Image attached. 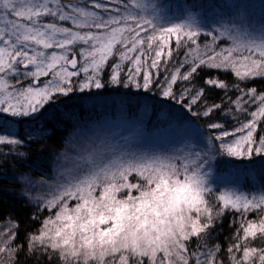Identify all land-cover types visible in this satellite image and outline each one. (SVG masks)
Returning <instances> with one entry per match:
<instances>
[{
  "label": "snow or ice",
  "instance_id": "6c2138e0",
  "mask_svg": "<svg viewBox=\"0 0 264 264\" xmlns=\"http://www.w3.org/2000/svg\"><path fill=\"white\" fill-rule=\"evenodd\" d=\"M109 3L115 6L109 7ZM134 5L140 7L138 0H92L91 6L98 10L93 11L86 0L84 6L67 11L68 6L61 0H0V146H12L7 155L16 160L13 153L17 148L44 137L45 125L56 118L55 112L49 115L44 110L47 105H55L57 96L102 89L106 87L102 80L106 74L108 84L125 89L134 86L151 92L158 88L164 100L197 118L217 112L231 114L237 122L233 129H224L219 122L208 123L219 149L231 157H264V136L260 133L264 93L258 94L255 87L242 88L239 83L229 85L218 77L206 76L205 85L224 92L219 103L209 104L204 99L205 89L192 83L200 71L211 70L230 71L238 81L264 79V28L259 43L250 38L248 43L236 42L234 47L219 51L205 45V51L200 52L199 31L190 27L185 31L184 25L157 29L152 21L137 19ZM45 17L71 21L76 30L46 22ZM205 35L215 42L223 33L209 31ZM173 36L175 51L169 44ZM181 49H187L182 57ZM237 52L241 55L234 58ZM174 56L180 58L174 60ZM9 77L20 87L11 85ZM22 81H28V86ZM177 85L184 86L177 89ZM229 91H235L236 97H228ZM227 103L234 108L225 111ZM237 113L250 118L241 121ZM25 120L38 121L37 129L21 135L19 127H11ZM229 137L233 138L231 142ZM25 155L18 153L19 157ZM208 160L205 153L195 167H189L170 159L148 157L85 174L75 184L52 192L43 205L44 209H59L56 221L67 222L50 234L49 225L56 221L49 217L42 222V230L29 235V245L32 249L39 246L51 250L63 264H218V247L200 253L205 257L201 261L196 253L189 254L188 242L197 238L199 247H205L216 218L229 209H261L264 193L259 198L232 191L221 193L218 201L223 202V208L214 217L213 208L219 204L209 202L211 190L205 183L206 174L199 171ZM124 193L125 198H119ZM70 198L77 201L72 214L66 203ZM243 233V238L237 237V243L228 249L235 253L243 248L242 259L232 256L233 264H255L257 256L259 264H264V247L246 246L257 233L264 236V220L259 225L249 222ZM17 235L16 225L8 233L0 232L5 243ZM7 250L14 254L19 251L10 246ZM5 251L0 247V253Z\"/></svg>",
  "mask_w": 264,
  "mask_h": 264
},
{
  "label": "trees",
  "instance_id": "16d2710c",
  "mask_svg": "<svg viewBox=\"0 0 264 264\" xmlns=\"http://www.w3.org/2000/svg\"><path fill=\"white\" fill-rule=\"evenodd\" d=\"M235 1L246 5L258 0ZM85 2L86 0H61L62 5L68 6L67 11H71L73 7L84 6ZM87 3L89 10L98 11L91 6L92 0H87ZM138 3L140 7L133 6V12L139 14L137 19L142 17L152 21L157 29L175 27L179 24L185 26V31L189 30V27L191 30L199 31L201 33L198 38L200 52L205 51V45L219 51L220 46L223 45L222 42L226 44L232 42L228 37L229 33L244 31L241 25L237 26L231 23L227 8L232 5L228 3V0H138ZM108 6L114 7L115 5L109 3ZM142 6H145L144 10ZM120 10L123 11L122 3ZM43 20L57 23L58 26L73 27V30H76L71 25V21H58L52 17H45ZM247 25L250 26V24ZM209 31H212L213 34L222 32L223 35L219 40L212 42L211 37L205 35ZM169 44L175 51V36L169 38ZM186 50L181 49V57ZM196 54L193 53V55ZM240 55L239 52L234 53V57ZM179 58L173 57L174 60ZM206 76L218 77L229 85L239 83L242 88L255 87L258 94L264 93V79L238 81L230 71H200L192 83L205 89L204 99L209 104L219 103L224 97V92L205 85ZM8 80L14 87H20L11 77ZM102 80L106 83V87L102 89L92 88L84 92H73L67 97L57 96L54 106L47 105L44 111L49 115L55 112L56 118L45 125L46 131L42 139L16 149V152L13 153V155H17L16 160H13L12 155H7L12 146H0V153L5 154L0 155V232L8 233L14 230V225L18 226V235L14 240L9 239L5 243L4 236H0V247L6 249L4 253H0V264H49V261L51 264H63V261L60 262L57 256L50 253L51 250L40 249L39 246L32 249L29 245V235L41 230L42 222L53 217L59 210L44 209L43 207L44 203L51 198L50 186L52 192L58 191L59 187L75 184L85 174L99 171L104 166L119 162L132 163L136 159H143L145 156L138 152L134 153L136 147L133 145H140L139 147L147 150L155 148L156 145H147L151 139L133 144L134 139H139L131 130L134 125L133 121H137L142 126L144 133L153 135H159V130L169 127V118H175L176 115H179V118L190 117L205 133L204 124L208 126L209 121L223 124L224 129H233L237 126V122L232 119L231 114L224 116L217 112L210 117L199 118L187 114L174 102L164 100L158 94V88H153L151 92L138 90L134 86L125 89L121 85L108 84L106 74L103 75ZM22 82L25 87L28 86V81ZM182 86L184 85L176 87L178 89ZM236 95L235 91L228 92L230 98H235ZM225 99L227 100V98ZM142 100L147 101V106L150 107L139 108L138 103ZM106 101H111L114 104H105ZM254 107H258V104L256 106L249 105V108ZM229 108H234V106L227 103L225 111ZM199 110L197 109V111ZM143 111L148 112L141 121ZM237 115H240L241 121L250 118L239 113ZM37 123L38 121L35 120H25L19 125L13 124L11 127L14 130L19 127V132L23 135L28 130L35 131ZM168 130H170L167 131L168 135H174L178 131L176 127L173 129L169 127ZM207 133L210 136V138L207 137L208 144L211 146L210 152L213 153L211 157L215 158L213 171L226 174L229 182L244 195L259 198L260 194L264 193V157L256 156L249 160L245 157L228 156L219 149V142L212 139L210 129L207 130ZM260 133L264 136V124L260 126ZM239 135L240 133H237V137ZM227 139L231 142L233 138ZM254 142H257L255 137ZM162 144H160L161 147ZM19 152H25L26 155L19 157ZM64 157L68 159V163L64 162ZM5 160L7 163L4 162ZM66 166H69V169L62 168ZM211 181L214 180L211 179ZM46 183L50 184L48 188L45 187ZM216 190H219L218 187ZM94 195L98 196L99 193H94ZM208 199L214 206L219 204V207L213 208L212 214L215 217L216 212L223 208V204L218 201V197H211L210 193ZM72 201L76 202L73 198L66 201L68 208L76 207V205H69V202ZM261 220H264V206L251 212L243 210L236 212L229 209L214 220V224L218 221L219 225L213 228L215 231L218 229L216 234L209 236L213 237L212 242L214 241L211 243L209 240V249L215 251L218 247L219 251L215 255L218 264H230L228 263V249L237 243V237L243 238V228L247 227L249 222L259 225ZM9 221L13 223H9ZM262 241H264V236L257 235L255 239L249 238L246 246L253 242L254 247L257 246L259 249L264 247ZM189 243V250L191 251L190 247H192L193 252L196 246L194 239ZM9 246L11 249H18V253L14 254L8 251ZM45 253L47 254L45 255ZM242 253L243 248L232 253V256L237 254L236 258L242 259ZM202 257L204 256L202 255ZM204 259L205 257L202 261ZM255 264H259L258 258H255Z\"/></svg>",
  "mask_w": 264,
  "mask_h": 264
},
{
  "label": "rangeland",
  "instance_id": "374dc122",
  "mask_svg": "<svg viewBox=\"0 0 264 264\" xmlns=\"http://www.w3.org/2000/svg\"><path fill=\"white\" fill-rule=\"evenodd\" d=\"M228 3H231V7H228V16L231 19V23L236 24L237 26H242V29L244 30L243 32H238L231 34L230 37L231 43L226 44L225 42H222V46H220V49H226L230 47H234L236 42H241V43H248L250 38H256V42H260V33L261 29L264 28V0H258L254 3L249 2L250 4H243L241 2L235 1V0H228ZM143 10L145 9V6H142ZM153 15H156L153 13ZM150 18V16H148ZM247 24H250L248 26ZM179 25V24H177ZM172 27V26H170ZM235 58V57H234ZM241 71H244V68L241 67ZM127 102V101H126ZM107 103H113L111 101H106L105 104ZM114 104V103H113ZM128 104V103H127ZM139 108H147L150 107L149 105L147 106V101H140L138 103ZM148 111H143L142 116L140 120L142 121L146 113ZM178 114V113H176ZM125 120V118H124ZM134 125L131 128L133 131V134L137 136L139 139H134L133 144L138 143L139 141H148L147 145H153L155 148L151 150H147L145 148H141L139 146L133 145L136 147V150L134 153L138 152L140 155L145 156L143 159L148 158L150 155L153 157L157 158H164V159H170L172 160L173 163H179V164H186L189 167H195L196 163H199L200 160L205 156V153H208L209 155V160L208 163L205 164V166L202 169H199L200 172L205 173V183L208 187V189L211 190L210 196L211 197H219L221 193H224L226 191H232L237 194H240V190H238L232 183L229 182L227 179V175L222 173V172H214L215 168V158L211 157L213 153H211V146L208 144V138H210L209 134L207 133V130L209 129L207 125L204 124V128L206 133L200 128V126L194 122L190 117L188 118H179V115H176L175 118H169V127H176L177 132L174 135H168L167 131L169 127H167L165 130H159V135L157 134H146L142 131V126L138 124L137 121H133ZM164 133H167L164 135ZM139 142V143H140ZM161 143L162 147H161ZM177 157H175V156ZM65 163H68V159L65 157L63 158ZM137 161V159L135 160ZM134 161V162H135ZM192 163H194L192 165ZM64 169H69V166L62 167ZM214 180V181H211ZM50 184L46 183L45 187L48 188ZM218 187L219 190H216ZM51 186H50V194H51ZM134 195L137 193L133 192ZM126 193L121 194L119 198L123 199L125 198ZM77 202V201H76ZM76 202L74 203L69 202L70 206L76 205ZM220 203L223 204L222 201H219ZM69 214L71 213V208H68ZM53 221H56L55 215L51 217ZM45 221V220H44ZM64 219L60 221H56L52 224L49 225L50 228V234H54V231L56 227L61 226L63 223H66ZM218 226V221L215 222V226ZM103 227V226H101ZM42 230V229H41ZM218 230V229H217ZM216 230V231H217ZM216 231L214 229L211 230V234L215 235ZM257 235H260L257 233ZM210 238V239H209ZM213 237H208L207 244L205 247L201 248L199 247L200 241L197 238H193L195 241V248L193 249L192 252V247H190L191 253H196L199 255V258L202 259V255L200 253H203L207 251L210 247L209 243H214L212 242ZM251 238V237H250ZM210 240V241H209ZM188 245L190 243L188 242ZM247 247H254L253 242L248 244ZM258 248L257 246H255ZM41 249V247H38ZM50 253H52L50 251ZM53 254V253H52ZM237 257V254H234ZM58 257V256H57ZM228 263L233 264L232 261V253L228 252ZM258 258V256L256 257ZM59 259V258H58ZM194 259V258H193ZM60 262H62L61 259H59Z\"/></svg>",
  "mask_w": 264,
  "mask_h": 264
}]
</instances>
